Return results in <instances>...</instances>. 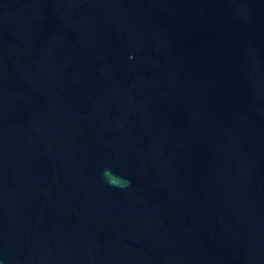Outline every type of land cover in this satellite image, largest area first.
<instances>
[{
  "label": "water",
  "instance_id": "water-1",
  "mask_svg": "<svg viewBox=\"0 0 264 264\" xmlns=\"http://www.w3.org/2000/svg\"><path fill=\"white\" fill-rule=\"evenodd\" d=\"M0 264H264V0H0Z\"/></svg>",
  "mask_w": 264,
  "mask_h": 264
}]
</instances>
